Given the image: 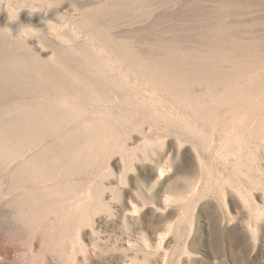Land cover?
I'll return each mask as SVG.
<instances>
[{"label": "bare ground", "instance_id": "bare-ground-1", "mask_svg": "<svg viewBox=\"0 0 264 264\" xmlns=\"http://www.w3.org/2000/svg\"><path fill=\"white\" fill-rule=\"evenodd\" d=\"M46 2L47 7L42 4L45 7L43 9L42 6L38 9L35 4L30 3L25 4L27 6L20 3L19 9L13 5L5 8L0 4V24L6 25L0 33L10 35L7 38L10 41L0 47V97L15 100L14 104L8 102L12 107L7 108V103V106L1 105L7 109L0 108L5 111L4 115L0 114V171H4L3 175L0 174V190L4 195H9V203L17 208L15 216L18 222L21 221L19 223L24 225V218L41 217L45 226H54L57 221L61 224L63 220L67 221V217L72 218L74 214L76 217V209L88 204L90 196L94 195L95 205L100 213L98 218H107L103 213L106 185L99 182L96 189L90 188L92 185L86 188L87 182L85 180L86 183H82V175L84 172L88 175L94 172L106 175L109 172L108 158L116 149L123 148L127 151L126 139L133 130L135 131L136 126L128 115L124 116L126 125L119 116V109L108 106L104 109L101 106L88 108L87 104L90 101L113 98L132 99L131 96L135 94L138 86L144 89L163 88L172 96L175 104L181 103L186 107L180 117L178 113L175 117L166 116L168 113L156 117L159 121H174L182 129L174 135L177 136L178 146L186 149L184 154L191 158V163L188 166L181 165L179 169L183 168L186 173L198 176L197 174L211 171V159L217 158L224 162L223 166L232 173H240L243 170L255 171L258 174L264 172V58H261L256 50L246 46V43L243 44L242 29H237L241 19L238 20V16L228 9L232 0H214L216 12L203 15L196 36L192 35L195 36L194 39L184 34L185 32L181 36H163L158 42L159 48L156 49L146 47L153 39L148 32L147 35L142 33V38L140 33L121 35L110 31L111 27L108 28L106 24L105 27L102 20L104 22L103 18L107 15L103 5V11L97 8L94 13L86 15L87 21L84 20L88 27H91L92 37L89 44H69V47L63 45L66 47L64 48L62 45L51 43L52 40L47 42L41 31L46 25H50L52 14L60 15L61 4L58 0ZM120 2L110 5L111 11L116 9L115 3ZM54 3L60 4V8L57 6L53 11ZM99 16H103L102 20ZM260 17L257 23L262 26L261 30L264 32V15ZM261 37H264V34ZM48 46L50 49L52 47V52H47ZM17 98L19 99L16 100ZM121 121L129 126L128 129L126 126L121 128L124 126ZM164 125L166 128V124ZM164 125L160 126L164 128ZM149 127L153 129L151 125ZM165 128L163 132L154 135L155 139L165 142ZM149 131L142 130L138 136L143 144L140 156L135 149L128 148L130 151L124 155L122 152L125 160L123 166L131 165L134 158L140 157L138 159H143L145 164H151L155 176L160 179L175 165L173 163L172 166L169 159L172 154L165 161L160 157L155 158L158 153L152 155ZM231 141L235 142L238 154L246 150L245 159L239 157L229 161V155L233 153L229 146L234 144H229ZM166 153L161 156L164 157ZM226 162L231 163L227 165ZM98 174L95 176L99 177ZM113 175L110 176V182L121 185L117 174V177ZM102 178L96 181H102ZM192 178L188 183L191 188L201 185ZM117 184L114 186L117 187ZM75 186L86 189H80L83 192L77 194ZM93 188L96 191L92 192ZM129 205L128 217L137 221L136 204L131 201ZM1 211L4 212L2 209ZM19 223L15 222L18 227L21 225ZM25 231L24 228L23 232ZM68 231L67 233H71L70 229ZM68 235L63 240H66V245L73 247L75 242H68L73 240V237ZM92 235L95 236L93 233ZM69 237L71 239H68ZM91 240H94L95 247L98 246L97 240ZM78 245L80 250L88 248L85 243ZM12 256L8 245L0 247V264H10ZM122 256L117 258L126 261V256ZM44 261L38 259L36 264H55L52 258H48L46 263Z\"/></svg>", "mask_w": 264, "mask_h": 264}, {"label": "rangeland", "instance_id": "rangeland-1", "mask_svg": "<svg viewBox=\"0 0 264 264\" xmlns=\"http://www.w3.org/2000/svg\"><path fill=\"white\" fill-rule=\"evenodd\" d=\"M45 1L46 0H0V4L2 6L4 5L3 7L5 8L13 5V7L19 9V6L21 7L20 3H23L22 5H29L28 3H30V5L35 4V7H38V9H41L40 6H42L43 9L45 8L43 5L47 4ZM113 1L117 3L121 2L119 4L115 3L117 7L115 10L112 9L111 11L110 8L114 4ZM132 1L136 2L133 3ZM132 1L58 0L62 9L59 7L60 4L58 5L55 3L54 5L52 4V8L54 11L55 8L59 7L60 15H57V13L52 14V17L55 15L53 18L51 17L49 19L52 24L46 25L41 31L44 36L43 38L45 39L46 37L45 41L49 42L52 40L50 41L51 43L53 42L55 45L58 44V46L62 45V47H64L63 45L66 47L68 45L69 47V44L70 46L87 45L89 41H91L89 39L92 37V32L90 30L91 27L89 28V25L86 24L87 22L85 23L84 21L86 20V15H88V13H94V10L97 11V8L101 11H103L102 9L104 8V13L107 16L104 15L106 16L104 18L103 16L99 17L100 19H104V22L101 19L104 26L106 24L108 28L111 27L110 31L112 30L121 35L134 34L136 32L140 33L141 37L143 34L147 35L149 33V36L153 39L151 40L152 43L150 45L148 44L146 47L156 49V47H158V42H160V38L163 36L170 37L172 36L171 34H173V36H181L183 32L190 36H196V31L199 28V23L203 15L205 13L213 14L217 10L214 0ZM106 4L107 9H109L108 11H106ZM118 5L121 6L119 7ZM228 9L230 11L232 10L231 12L238 16V20L241 19L239 21L240 25L237 28L242 29L241 36L244 42L243 39H241V43H246V46L253 49V51L256 50L255 52H258L257 54L261 56V58H264V37H261L264 32L261 30L262 26L257 23L259 17L264 15V0H232ZM100 19L99 21H101ZM84 23L87 26H85ZM4 26L6 28L5 23H1L0 30L5 29ZM39 27L41 28L42 26H38V28ZM146 29H148V31ZM146 32L148 33L146 34ZM9 36L10 35L7 33H0V47H4L3 45H6L7 42L10 41V39H7ZM195 36H192V38L194 39ZM248 39L255 40L256 43L255 41H248ZM46 49L47 52H49L48 50L52 52V47L50 49L48 46ZM168 96L169 94L163 88L144 89L138 86L135 94L131 96L132 99L113 98L100 100L98 102H88V108L101 106V108L104 109L108 106L115 110L119 109V116L122 117V121H125L126 115L131 118L137 130L135 129V131L133 130L129 134L126 143L128 142L127 147L133 150L135 149L134 151H136L139 156L143 144L140 143L141 141L138 136L141 134L140 132L142 130L146 129V131L150 130L148 136L151 138L150 141L152 142L150 145V147L153 148L152 155L154 156L158 153L155 155V158L160 157L165 161V159L172 154L169 159L172 166L173 163L175 165L170 172L158 179L153 172L151 164H145L143 159H138L140 157L134 158L131 165H126L127 167L125 165L123 166L125 163L123 162V155L127 154L126 152L130 150L127 148L126 151L122 148L121 150L116 149L111 154L108 158V170L106 169L113 174L116 173L118 177L116 174L113 175L109 172H107L106 175H99V172H94L92 175L89 174L90 176L84 172L85 174L83 173L82 175V180L84 181L82 183L85 184L87 182V185L85 184L86 188H88V185L89 187L92 185L90 188L94 187L96 189V184L99 182L108 186V188L105 186L106 190L104 189L105 193L103 196L106 203L103 213L104 216L107 217L104 218V220L98 218L100 213L95 205L96 200L94 198V193L93 197L90 196L89 203L86 204L89 207L81 205V208L79 207V209H76V217L75 214L74 217L71 216L72 218L67 217V221L63 220V223L60 222L61 224L57 221L58 223L54 226H45L41 217H32V219L24 218L26 223L22 225V223H19L21 221L18 222L15 216L17 214V208H15L12 203H9V195H4L5 193H2L0 190V247L8 245L11 249V256H13L10 264H36L38 259L42 261L46 259L44 261L46 263L48 258H52L55 264H66L67 262V264H264V172L258 174L255 171L250 172L249 170H243L240 173H232L223 166L225 165L224 162L222 163V161L217 158L211 159V171L201 175L197 174L198 176H196V174L186 173L183 168L179 169L178 167H181V165L186 164L188 166L191 163V158L187 154H184L186 149H181L178 146L176 140L177 136L174 135L180 133L182 129L179 124L176 122L174 123V121L160 120L162 121L161 123L156 117L159 114L165 113H168L165 115L169 117H175L178 114L180 117L184 114L182 111L184 112L186 107L182 106L183 104L181 103L175 104L172 96ZM10 99L11 98L0 97V108L4 110L10 108V106L12 107L8 102L14 104L13 102L15 100L13 101L11 99V102ZM18 99L19 98L16 100ZM85 103H87V101ZM5 104L6 106L8 105L7 108L3 107ZM171 111L174 115L170 114ZM4 112L5 111H1L0 109L1 116L4 115ZM149 119H151V121ZM122 121L121 124L124 125L125 123L127 125L126 121L124 123ZM164 124H166V128ZM170 124L173 125L170 126ZM126 125L121 126V128H124ZM150 125L153 129H149ZM160 125L162 127L164 125L165 128L164 133L167 135L165 142L155 139L156 136H154L158 134V132H163L164 128ZM177 129L181 130L178 131ZM233 143L235 144L234 141H231L229 144ZM114 144L115 142L113 141L112 145ZM234 144L229 146V149H231V151L233 150V153H231L232 155H229V161L234 160L233 158L236 160V158L238 159L239 157V159H245L246 150H242L240 151L241 153L238 154L237 146ZM177 148H179L180 151H178L179 149ZM164 152H167V155L163 157L161 155H163ZM240 154L242 155L240 156ZM230 163L231 162H226L227 165H230ZM3 172V170L0 171V174L3 175ZM96 174H98L99 177H96ZM112 175L120 178L121 185L116 183L118 185L116 187L114 186L116 185L115 182L114 184L110 182V178H112L110 176ZM100 178H102V181L97 182L96 180ZM191 178L198 181V184L201 185L197 186V188L195 187L196 189L191 188L188 184ZM260 183H262V185ZM112 185L115 188L112 187ZM76 186L75 193L81 194L80 192H83L80 190L83 189L82 186L80 189L76 188ZM94 188L92 192L96 191ZM77 189L80 190H78L79 193ZM131 201L136 204L137 221H132L128 217V213L130 212L129 203ZM1 209L4 210V212L1 211ZM81 216L85 217L82 218ZM125 216L127 217L125 218ZM82 220L84 222H82ZM15 222L21 224L19 225L20 227H18ZM24 228L26 230L25 232H23ZM69 229L71 233H67ZM92 233L95 234V236H93ZM67 235L73 237V240L70 237L68 238L71 239V241L69 240L68 242H75L72 244V246L75 244L73 247H69V245L65 244L66 240L63 239H66ZM88 237H90V239ZM91 239L97 240V244L99 243L98 246L96 245L95 247L93 243L94 240ZM78 243H85L89 250L78 249L80 246ZM51 244L53 246H50ZM65 246L66 248H64ZM35 248H37L38 251ZM119 256H126V261L117 258Z\"/></svg>", "mask_w": 264, "mask_h": 264}]
</instances>
